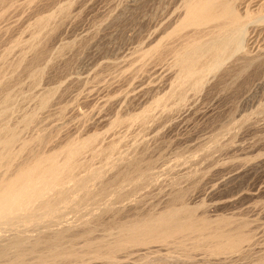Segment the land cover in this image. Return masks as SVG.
<instances>
[{
	"label": "rangeland",
	"instance_id": "1",
	"mask_svg": "<svg viewBox=\"0 0 264 264\" xmlns=\"http://www.w3.org/2000/svg\"><path fill=\"white\" fill-rule=\"evenodd\" d=\"M2 2L0 129H19L27 141L45 136L36 147L45 155L92 135L96 142L74 169L75 178L89 177L88 190L73 187L72 173L71 181L61 179L63 186L47 188L50 195L53 188H74L57 212L39 211L44 217L8 226L0 219V264L21 260L22 253L26 264H36L35 257L51 248L75 257H48L46 264H263L264 23L245 28L240 52L195 88L179 75L171 52L146 56L164 42L184 0ZM237 2L242 11L248 4ZM240 55L247 57L237 62ZM28 119L26 127L22 121ZM19 146L12 169L26 157ZM24 207L21 214L30 210ZM182 207L194 222L211 223L209 231L221 218L228 220L222 230L239 229L247 242L236 252L213 254L194 235L180 236L105 255V245L122 238L124 227ZM15 241L25 253L12 249ZM92 243L97 246L85 247Z\"/></svg>",
	"mask_w": 264,
	"mask_h": 264
},
{
	"label": "bare ground",
	"instance_id": "2",
	"mask_svg": "<svg viewBox=\"0 0 264 264\" xmlns=\"http://www.w3.org/2000/svg\"><path fill=\"white\" fill-rule=\"evenodd\" d=\"M2 1L4 0H0L1 3H3ZM247 1L248 4L245 3V9L242 11L239 9V5L237 6V3L239 2H237V0H184L182 9H179L180 11L182 10L180 18L175 22L176 24H174L172 30L163 38L164 42H159L155 45V47L153 46L154 48L152 50H149L146 56H151L153 54L161 56L162 53L171 52L174 58V66L178 69L179 75L184 79L187 78V80L191 82V84L193 82L194 87L195 84L200 87V79H203L204 83V79L206 78V76H208V74L216 71L225 63L226 60L230 59L235 53L237 54L238 52H240V37L243 30L245 28H249L250 26L256 24L259 25V23L261 25L262 23H264V0ZM40 23L42 25L45 24L44 21L43 23L42 21ZM175 41H177L178 43L180 42L178 47L176 48L173 47L172 43H176ZM166 42H171V47L170 45L168 46ZM244 57L247 56L240 55L239 57H236V61H241V59H243ZM189 82H186L188 83V86L190 85ZM180 92L179 94L181 98ZM172 93H174V90L172 91ZM177 96L179 97V95ZM3 100L2 105L5 104L6 107V102L9 101L8 97L5 98L4 103ZM46 102V99L42 100L41 106L44 107ZM141 116L144 115L140 114V117ZM29 118L32 117L30 116ZM142 119L144 120V117H142ZM22 122H24V126L27 127L29 124H31L32 119H28ZM3 124L5 125V123ZM3 124H1L2 128L4 127L2 126ZM92 136L87 139L84 138L82 139V141L79 140V142L70 141L65 144L62 149L54 151L53 153L50 152V154L45 155L44 153L41 154L42 152L40 153L39 149V151H37L36 148H40L46 143L47 139L45 136L38 135L33 141H27L21 139L19 129H15L10 126L8 127V125L6 126V128L0 129V169L6 166V169L0 172V219H2L1 221L3 222V224H7L8 226V224L10 225L12 223L14 225L16 221L27 222L30 220H34L41 212H43V214H45L46 216L47 214L52 213L59 204L68 201V193L73 194V192L71 191L72 189L77 188L82 190L84 189L83 187L87 189V178L89 177H76V179V171L74 169L76 167H79L78 164L80 158H82L81 154H83V151L95 144L94 142H96V137L93 138ZM17 144H20V154L25 155L26 157H24V160H22L20 164L12 169L9 164L14 160L13 150ZM34 148H36L37 152ZM84 164L82 163V166ZM71 175H73L72 179L74 180L75 178L76 180L74 181L76 182V184L74 183V188L72 187L66 189V185L63 183L65 185L63 189L59 186L60 189L55 188V190L53 188L54 191L51 190V192H54V195L53 193L51 195H53L55 199L53 198V196L51 197L50 190H48L51 188H49V185L51 186V184L53 185V183H56V186L57 183L61 185L60 182H65V179L67 177H69V181H71ZM86 175L88 176V174ZM63 177L66 178L61 181ZM66 181H68V178ZM47 190L49 191V193L47 192ZM46 193L49 194L48 196L53 199L50 200L49 198L44 197ZM36 201L39 203L35 206L33 203L36 204ZM24 206L29 207L30 209L27 214H21L24 211H20L21 213L19 212V210H22V207ZM17 211L19 212V214H17ZM39 211L41 212L38 214ZM8 212L16 213V215L14 214L10 216L12 213L8 214ZM191 218V210L188 207H182L178 210H172L171 212L163 213L158 217L156 216V218H154L153 220H149V218L139 226L135 225V223L134 226L137 227L133 226L134 228H131V226L127 227V229L126 227H124V229L122 230V238L114 241V243L105 245V255H112V252L119 251L123 247L125 249L126 246L135 248H149L154 245H164V243H168V241L180 236L191 237V235H194L197 238V242L195 241L196 243L201 245H208L211 248V252L213 254H223L236 252L242 246V244L247 242L248 240V237L242 234L241 230L239 229L235 230V232L231 234L223 231V227H226L230 224L228 220L221 218V220H218L215 223V229L209 231L211 229V223L205 221L201 222L202 220L200 221V223H197L194 222V220H192ZM59 241L60 238L57 237L56 241L54 242L57 243ZM17 242L15 241L16 245L13 244L14 247L12 249L14 250V248H16L15 251L17 253L24 251L20 245H17ZM50 243L47 242L48 245H50ZM94 245L95 244L93 243L86 244L85 247L87 249H91L92 247L97 246ZM51 246L53 247V245ZM100 247H102V245ZM31 248L32 250L34 249L33 247ZM51 249L48 254L46 253L47 255H37V257H35L36 264H46L48 257H51L54 260H61L62 258L63 260H65L64 258H68V260H70L75 257L72 253H67L65 254V256H63L61 252L59 253V250L57 251L54 248V250ZM2 250L3 249H1L0 258L1 256L5 257V250ZM95 250H97V248H95ZM30 251L31 250H29V252ZM30 254L27 253V255ZM21 256L22 257L19 256L21 260H17L16 262L9 261L5 264H26V261L24 262L23 259V253ZM17 258H15V260Z\"/></svg>",
	"mask_w": 264,
	"mask_h": 264
}]
</instances>
